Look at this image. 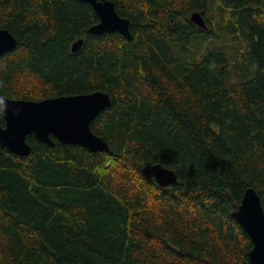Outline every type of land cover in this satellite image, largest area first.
<instances>
[{
  "label": "trees",
  "instance_id": "16d2710c",
  "mask_svg": "<svg viewBox=\"0 0 264 264\" xmlns=\"http://www.w3.org/2000/svg\"><path fill=\"white\" fill-rule=\"evenodd\" d=\"M107 1L132 41L90 33L100 19L79 0H0L18 41L1 96L112 102L91 127L110 152L0 147V264H252L232 214L250 189L264 210V0ZM156 164L179 183L161 188Z\"/></svg>",
  "mask_w": 264,
  "mask_h": 264
},
{
  "label": "water",
  "instance_id": "95a60500",
  "mask_svg": "<svg viewBox=\"0 0 264 264\" xmlns=\"http://www.w3.org/2000/svg\"><path fill=\"white\" fill-rule=\"evenodd\" d=\"M90 4L100 23L90 29L92 34L119 32L132 41L130 21L121 18L115 4L107 0H79ZM191 21L207 29L206 21L198 13ZM84 40L76 42L72 51L78 52ZM18 41L6 30H0V58L12 52ZM108 94L96 92L89 95L47 99L41 102L13 100L0 95V113L5 127L0 125V147L17 156H29L32 147L29 136L50 147L55 141L63 145H78L91 153L110 152L108 144L92 131L93 121L111 105ZM157 184L169 188L179 183L176 173L161 164L151 168ZM232 217L246 231L253 242L250 253L252 264H264V210L259 195L253 189L246 192L238 210Z\"/></svg>",
  "mask_w": 264,
  "mask_h": 264
},
{
  "label": "rangeland",
  "instance_id": "374dc122",
  "mask_svg": "<svg viewBox=\"0 0 264 264\" xmlns=\"http://www.w3.org/2000/svg\"><path fill=\"white\" fill-rule=\"evenodd\" d=\"M202 17H203V16H202ZM203 18H204V17H203ZM207 19H209V18H207ZM206 25H207V27H208L206 31L208 32V30H209V27L211 28V26H209V24H207V23H206ZM197 27H198V28H201V27H200V26H198V25H197ZM223 42H224V40L222 41V43H223Z\"/></svg>",
  "mask_w": 264,
  "mask_h": 264
},
{
  "label": "bare ground",
  "instance_id": "6f19581e",
  "mask_svg": "<svg viewBox=\"0 0 264 264\" xmlns=\"http://www.w3.org/2000/svg\"><path fill=\"white\" fill-rule=\"evenodd\" d=\"M17 48V47H16Z\"/></svg>",
  "mask_w": 264,
  "mask_h": 264
}]
</instances>
